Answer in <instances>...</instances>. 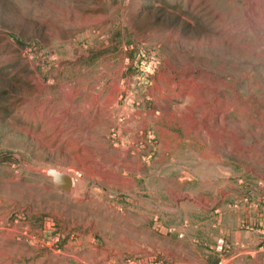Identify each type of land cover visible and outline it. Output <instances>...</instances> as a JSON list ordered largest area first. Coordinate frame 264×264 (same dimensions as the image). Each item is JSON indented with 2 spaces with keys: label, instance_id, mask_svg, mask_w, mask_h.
Listing matches in <instances>:
<instances>
[{
  "label": "rangeland",
  "instance_id": "obj_1",
  "mask_svg": "<svg viewBox=\"0 0 264 264\" xmlns=\"http://www.w3.org/2000/svg\"><path fill=\"white\" fill-rule=\"evenodd\" d=\"M0 264H264V0H0Z\"/></svg>",
  "mask_w": 264,
  "mask_h": 264
},
{
  "label": "water",
  "instance_id": "obj_2",
  "mask_svg": "<svg viewBox=\"0 0 264 264\" xmlns=\"http://www.w3.org/2000/svg\"><path fill=\"white\" fill-rule=\"evenodd\" d=\"M54 181L65 192L69 191L72 187L71 179L66 175L57 174Z\"/></svg>",
  "mask_w": 264,
  "mask_h": 264
}]
</instances>
